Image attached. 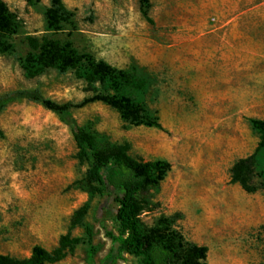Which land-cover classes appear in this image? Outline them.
Masks as SVG:
<instances>
[{"label": "rangeland", "instance_id": "1", "mask_svg": "<svg viewBox=\"0 0 264 264\" xmlns=\"http://www.w3.org/2000/svg\"><path fill=\"white\" fill-rule=\"evenodd\" d=\"M0 1L19 23L14 36H0L12 47L0 52V96L35 90L70 103L98 149L127 144L136 160L168 162L164 181L137 196L145 231L163 225L184 245L206 247L207 264H264V149L256 193L231 181L235 163L259 145L249 120L264 121V0H146L143 9L139 0H62L72 18L59 31L47 25L50 0ZM29 39L69 44L129 74L131 86H90L78 71L54 69L29 78L24 61L37 54ZM99 94L131 99L161 129L125 122L102 103L79 107ZM86 170L54 114L26 101L8 106L0 114V255L54 250L86 208L72 232L82 242L58 264H103L120 232L117 205L91 191ZM111 264L141 259L121 254Z\"/></svg>", "mask_w": 264, "mask_h": 264}, {"label": "trees", "instance_id": "2", "mask_svg": "<svg viewBox=\"0 0 264 264\" xmlns=\"http://www.w3.org/2000/svg\"><path fill=\"white\" fill-rule=\"evenodd\" d=\"M139 3L143 9L147 1L139 0ZM45 17L48 27L59 31L62 24L70 22L72 14L62 0H50ZM18 29L17 17L0 1V36L12 37ZM28 43L31 50L37 53L35 56L29 55L24 61L29 78L54 69L60 74L78 71L90 86L109 85L114 91L131 86L129 74L113 69L104 62H96L90 56L78 55L69 44L62 45L59 41L44 40L40 45L34 39H29ZM11 48L9 44L0 43L1 53H7ZM142 86V83L137 84V88ZM20 101L41 106L68 128L75 143L78 160L87 165L86 184L93 193L105 195L117 205L116 221L120 232L117 237H110L112 247L103 264H111L121 254L141 259V264H207L206 247L184 245L177 234L169 233L163 225L148 231L143 228L140 219L143 209L137 196L164 181L171 171L168 162L136 160L129 155L130 147L127 144L98 149L94 138L79 127L71 114V109L78 107L70 103L57 104L43 98L35 90H18L0 96V114L11 104ZM93 103H102L117 111L125 122L161 129L157 120L146 117L142 107L127 97L94 95L83 100L79 107ZM249 123L259 133V145L251 156L235 163L231 170V181L245 193L254 194L258 190L254 183L257 175V157L259 151L264 149V121L250 119ZM86 212V208H81L75 213L67 234L59 239L54 250L46 251L37 246L32 249L30 257L23 260L0 255V264L60 263L82 242L81 239L72 237V232L83 226ZM166 223L162 221V224ZM87 232L90 235L88 230Z\"/></svg>", "mask_w": 264, "mask_h": 264}]
</instances>
